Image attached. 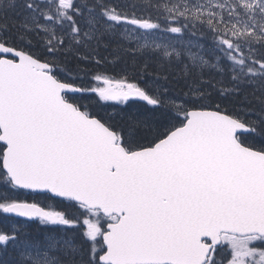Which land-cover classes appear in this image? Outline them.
<instances>
[{"label": "snow or ice", "instance_id": "6c2138e0", "mask_svg": "<svg viewBox=\"0 0 264 264\" xmlns=\"http://www.w3.org/2000/svg\"><path fill=\"white\" fill-rule=\"evenodd\" d=\"M0 215V264H264V0H0Z\"/></svg>", "mask_w": 264, "mask_h": 264}, {"label": "trees", "instance_id": "16d2710c", "mask_svg": "<svg viewBox=\"0 0 264 264\" xmlns=\"http://www.w3.org/2000/svg\"><path fill=\"white\" fill-rule=\"evenodd\" d=\"M116 2H122V0H116ZM197 36H199V32L197 33ZM200 42L204 43L206 48L210 47L211 46V35L210 34H205L204 39H202ZM101 54L107 58L109 63H106L100 69V71H104L105 69H107V75L119 79L120 77L125 75V73L121 69L124 67V60L126 59L128 61V65H129V75L132 74L131 58L130 57L122 59L119 63L113 64L112 63L113 57H112V55H110L109 52L102 50ZM153 71H154L153 69H151V68L149 69V72H153ZM144 79L147 81V80L150 79V77L145 76ZM113 110H114V108H112V109L104 108L103 109V111L108 112V113H111ZM0 219H3L2 215H0Z\"/></svg>", "mask_w": 264, "mask_h": 264}, {"label": "flooded vegetation", "instance_id": "af4514ba", "mask_svg": "<svg viewBox=\"0 0 264 264\" xmlns=\"http://www.w3.org/2000/svg\"><path fill=\"white\" fill-rule=\"evenodd\" d=\"M39 199H41V201H42L43 203H45V204H47V203H49V202H51V203H57V201H49V200H47V199H45V198H43V197H40ZM65 206H67V202H66V201L63 202L62 204H59V205H58V207H60V208H63V207H65ZM30 227H31L32 229H34V230L39 231V232H43V231L49 230V229H46L44 226L39 225V222H38V221L35 222V223L30 224ZM253 246H255V247H264V242H259V241L254 242ZM222 254H223V253H222Z\"/></svg>", "mask_w": 264, "mask_h": 264}, {"label": "rangeland", "instance_id": "374dc122", "mask_svg": "<svg viewBox=\"0 0 264 264\" xmlns=\"http://www.w3.org/2000/svg\"><path fill=\"white\" fill-rule=\"evenodd\" d=\"M101 86H103V85H101ZM103 103L105 105H107V107H105V108H110V109H112L113 106H115L117 109L124 107L123 105H120L119 102H117V101H107V102H103Z\"/></svg>", "mask_w": 264, "mask_h": 264}]
</instances>
